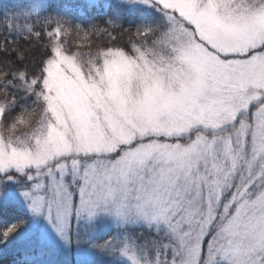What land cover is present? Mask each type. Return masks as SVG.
<instances>
[{"label":"snow or ice","instance_id":"obj_1","mask_svg":"<svg viewBox=\"0 0 264 264\" xmlns=\"http://www.w3.org/2000/svg\"><path fill=\"white\" fill-rule=\"evenodd\" d=\"M0 264H264V0L0 3Z\"/></svg>","mask_w":264,"mask_h":264},{"label":"trees","instance_id":"obj_2","mask_svg":"<svg viewBox=\"0 0 264 264\" xmlns=\"http://www.w3.org/2000/svg\"><path fill=\"white\" fill-rule=\"evenodd\" d=\"M2 2H6V0H0V3H2Z\"/></svg>","mask_w":264,"mask_h":264}]
</instances>
